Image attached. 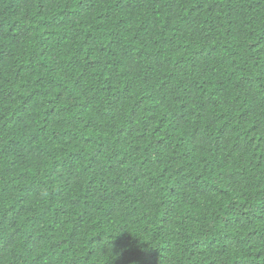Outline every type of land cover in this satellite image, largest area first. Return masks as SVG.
<instances>
[{"label":"trees","instance_id":"trees-1","mask_svg":"<svg viewBox=\"0 0 264 264\" xmlns=\"http://www.w3.org/2000/svg\"><path fill=\"white\" fill-rule=\"evenodd\" d=\"M0 264H264V0H0Z\"/></svg>","mask_w":264,"mask_h":264}]
</instances>
